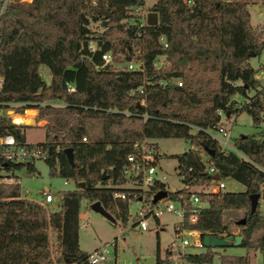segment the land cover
I'll list each match as a JSON object with an SVG mask.
<instances>
[{
  "label": "trees",
  "instance_id": "trees-1",
  "mask_svg": "<svg viewBox=\"0 0 264 264\" xmlns=\"http://www.w3.org/2000/svg\"><path fill=\"white\" fill-rule=\"evenodd\" d=\"M252 1L155 0L150 9L158 16L155 27L142 24L135 13L145 0L8 3L0 18V102L24 104L12 108L15 114L33 109L46 121L40 144L49 152L48 175L73 181L77 189L60 192L57 210L49 211V205L23 198L21 186L0 185V264H53L50 233L56 235L59 261L84 264L87 253L79 248L83 202H99L123 226L134 222L129 203L115 196L140 191L125 186L121 171L135 142L157 139L189 143L188 151L171 156L180 184L208 186L214 177L206 170L213 167L219 179L245 187L244 192L200 194L203 207L196 222H185V227L202 237L224 238L232 236L236 225L243 237L239 248L258 250L264 264V234L253 239L262 217L256 208L251 211L250 200L258 195L264 202V140L237 136L232 139L236 152H225L209 135L221 127L218 112L226 117L238 112L235 97L246 101L239 113L250 117L253 128L264 124V83L248 62L264 51V34L250 22ZM94 24L102 30H94ZM89 40L98 43V52H88ZM104 53L116 62L121 56L139 62L143 71L102 67ZM41 66L49 71V84L40 76ZM171 79L181 80L182 86ZM159 80L168 83L160 86ZM19 127L0 117V136L16 131V141L23 144ZM7 169L14 176L23 169L36 172L33 164H9ZM162 191L165 185L157 182L149 194ZM167 193L174 200H189L183 188ZM242 220L245 224H238ZM158 241L154 264H169L160 258ZM203 249L182 258L211 264L212 249ZM220 264H250V258L221 256Z\"/></svg>",
  "mask_w": 264,
  "mask_h": 264
},
{
  "label": "rangeland",
  "instance_id": "rangeland-1",
  "mask_svg": "<svg viewBox=\"0 0 264 264\" xmlns=\"http://www.w3.org/2000/svg\"><path fill=\"white\" fill-rule=\"evenodd\" d=\"M155 0H145V7L136 14L142 15L150 11ZM250 13L251 24L264 34V0H253L248 7ZM94 30L101 31V27L97 24L92 26ZM249 64L258 71L256 79L260 84L264 83V73L261 72L264 66V51L259 57L250 56ZM126 66V61L118 59L117 64L113 65L114 69H123ZM42 80L49 84L50 74L46 67L41 66L39 69ZM234 108L238 112L230 114L227 117L222 114L221 127L230 136L228 144L232 146V139L237 136L253 135L255 138L264 140V124L257 128H253L251 119L248 115L239 113V110L245 105L246 101L240 97L233 98ZM32 114L26 117L35 122V111L29 110ZM20 126L18 130L24 135L27 143L35 144L44 141V130L41 127ZM218 136V134H216ZM157 143L158 154L160 159L161 171L159 176H165V182L169 185L171 190H178L180 182L176 172L177 162L171 156L182 154L190 149L187 141L182 139H158L154 141ZM157 150V151H158ZM36 172L31 173L25 169L16 172L15 177L21 181L22 192L25 190L29 192L28 195L22 194V197L28 200L40 203L42 199L38 193L43 190H48L50 193L58 197V194L63 191H73L77 189L73 181H67L58 177L51 178L48 175V168L43 162H36L34 164ZM226 191L228 192H244L245 187L231 179L225 181ZM202 204V203H201ZM203 205V204H202ZM59 206L58 201L47 206L49 211L57 210ZM139 204L133 203L129 210L132 217L139 208ZM256 210L262 217V225L253 235V239L264 234V202L259 201ZM81 223H88L87 227H80L79 232V248L85 253L104 248L107 250L108 258L103 264H141V260L147 258H154L157 249V237L159 238V255L163 259H167V252L175 251L179 239L176 235L175 224L179 221L176 217L164 214L160 217L157 224L150 222L149 228L146 231H140L133 226V221H130L126 226H123L120 221L115 224L109 222L101 215L93 212L90 205L83 202L81 206ZM81 218V217H80ZM231 233L235 236H240V228L236 225L231 226ZM56 235L50 233L51 251L53 252L52 258L54 261L59 262V255L55 251ZM204 252V249L195 250L188 248L185 254H199ZM213 259L211 264H220L221 256H245L250 258V264H261V253L258 250L246 251L239 247L230 248H215L212 249ZM184 254V255H185ZM183 256V255H182ZM54 264V262H53ZM180 264H193L180 259Z\"/></svg>",
  "mask_w": 264,
  "mask_h": 264
},
{
  "label": "built area",
  "instance_id": "built-area-1",
  "mask_svg": "<svg viewBox=\"0 0 264 264\" xmlns=\"http://www.w3.org/2000/svg\"><path fill=\"white\" fill-rule=\"evenodd\" d=\"M0 18L9 2L18 1L20 3H31L32 0H0ZM141 9H136L135 13H139ZM149 12H145L142 15V24L146 25V18ZM160 42L163 49H167V43L162 38ZM87 50L89 53H95L100 50L98 43L94 40H89L87 43ZM121 60L124 58L119 57ZM102 67L112 66L117 64L115 58L110 53L101 54ZM159 65L155 64V68L159 70ZM116 71H143L142 64L136 61L126 62V66L123 69H114ZM3 77L0 76V92L3 88ZM171 84L181 87L182 83L179 79H171L168 81ZM167 81L159 80L160 86L168 83ZM68 92H73V86L67 84ZM24 104H7L0 102V117L4 116L11 120L14 126L16 124L12 118L15 114L12 108L23 106ZM56 105V104H54ZM140 105L144 106L145 101L142 100ZM4 106L10 108L4 109ZM222 115L221 112H218ZM218 134V136L216 135ZM209 135L215 139L225 152L236 150L228 144L230 138L229 134L222 128H218L215 132H210ZM85 141V139H83ZM133 153L126 157L125 166L123 167L121 174L126 181V185L129 188H134L140 192L130 194H117L115 197L122 200H126L131 206L133 203L139 204V208L134 215V226L140 231H146L149 228V223L157 222L164 214L172 215L179 221L176 226V237L179 239L177 248L175 251L168 252L169 264H180L182 255L185 254L186 249L191 248L195 250L203 249L202 235L200 232L190 230L185 227V222L194 224L197 220L198 214L202 209L200 194H216L218 192L226 191L225 180H215L218 176L217 171L213 167L207 168V174L213 176V180L208 186L187 187L181 184L180 189H186L189 192L188 202L181 200H174L168 196L167 191H171L167 184L164 183L165 177H158L159 172V157L156 147L149 140H142L133 144ZM49 156L47 148L41 144H28L18 143L13 134H5L0 136V185H19V179L12 175V172L7 169L9 164H35L36 162L45 163ZM16 173V172H15ZM179 181L180 178L178 177ZM157 182L165 185L167 196L156 203H153L154 195L157 193L149 194V190ZM27 194V192H25ZM42 199L40 201L43 205H50L56 201H59V197L53 196L50 191L43 190L38 193ZM84 220V219H83ZM88 223H81V226L87 227ZM232 236H235L232 234ZM225 238V237H224ZM108 252L104 248H99L91 253H87L84 258V264H103L107 261ZM68 261V262H67ZM54 264H79L70 260L54 261Z\"/></svg>",
  "mask_w": 264,
  "mask_h": 264
},
{
  "label": "water",
  "instance_id": "water-1",
  "mask_svg": "<svg viewBox=\"0 0 264 264\" xmlns=\"http://www.w3.org/2000/svg\"><path fill=\"white\" fill-rule=\"evenodd\" d=\"M157 24H158L157 14L153 13V12L149 13L147 15V18H146V25L149 27H155V26H157ZM13 134H16V131H14ZM65 153H66L69 161H72L71 150H66ZM218 179H219V177L216 176L215 180H218ZM166 196H167L166 192H164V191L158 192L157 194L154 195L152 202L156 203L157 201L165 198ZM250 200H251V211L253 212L256 208L258 201H259V196L258 195L250 196ZM90 209L93 212L101 215L103 218H105L109 222H111L113 224L116 223L115 219L102 208V206L100 205L99 202L92 203L90 205ZM238 224H245V220H242ZM242 241H243L242 236H228L225 238H220L218 236L205 235L202 237V244H203V247L206 249L239 247V245L241 244ZM154 263H155L154 258H147L145 260H141V264H154Z\"/></svg>",
  "mask_w": 264,
  "mask_h": 264
},
{
  "label": "crops",
  "instance_id": "crops-1",
  "mask_svg": "<svg viewBox=\"0 0 264 264\" xmlns=\"http://www.w3.org/2000/svg\"><path fill=\"white\" fill-rule=\"evenodd\" d=\"M30 110H32V111H35V122L33 123V124H30V125H28V126H30V127H33V126H35V127H41L42 129H43V126L46 124V121L45 120H40L39 118H38V116H37V111L36 110H33V109H30ZM27 111H29V110H26V111H24V113H23V115H20V114H17V115H19L25 122L23 123V124H20L19 126H27V124H26V121H27V117H26V112ZM44 130V129H43ZM44 137H45V134H44ZM158 140V139H157ZM151 143H153L155 146H156V150H158V147H157V143H155L154 141H156V140H149ZM25 142L27 143V141H26V139H25ZM40 143H42V142H40ZM40 143H35V144H40ZM28 144H31V143H28ZM157 152H159V150L157 151ZM160 155L158 154V157H159ZM159 163H160V159H159ZM35 167V166H34ZM35 169H36V167H35ZM161 171V167H160V164H159V172ZM159 172H158V177L159 178H161L160 176H159ZM163 177H165V176H163ZM19 179V178H18ZM19 186H21V181L19 180ZM178 182H180L179 181V179H178ZM164 183L165 184H167L166 182H165V180H164ZM126 187H128L129 188V186H127V185H125ZM167 186L169 187V185L167 184ZM180 188H181V184H180ZM179 188V189H180ZM169 189H170V187H169ZM178 189V190H179ZM171 190V189H170ZM171 191H176V190H171ZM25 192H27V194L25 193ZM25 192L23 193L22 192V194H26V195H28L29 194V192L28 191H26L25 190ZM41 201V200H40ZM58 203H59V201H58ZM82 216L83 215H80V227H82L81 226V221H83V219H82ZM83 218H84V216H83ZM86 219V218H85ZM84 219V220H85ZM157 224L159 223V220L156 222ZM177 224H178V222L175 224V228H176V226H177ZM167 255H168V252H167ZM161 258V257H160ZM161 259H163V258H161Z\"/></svg>",
  "mask_w": 264,
  "mask_h": 264
},
{
  "label": "bare ground",
  "instance_id": "bare-ground-1",
  "mask_svg": "<svg viewBox=\"0 0 264 264\" xmlns=\"http://www.w3.org/2000/svg\"><path fill=\"white\" fill-rule=\"evenodd\" d=\"M27 113H28V114H27L28 116L32 114L30 111H27ZM12 118H13V120H14V122H15L16 124H23V123L25 122V121H24L19 115H17V114H13V115H12ZM26 123L30 124V123H32V120H30V119L27 118Z\"/></svg>",
  "mask_w": 264,
  "mask_h": 264
}]
</instances>
